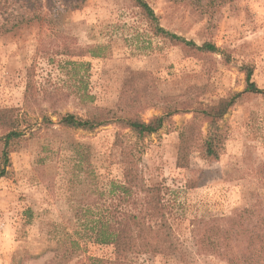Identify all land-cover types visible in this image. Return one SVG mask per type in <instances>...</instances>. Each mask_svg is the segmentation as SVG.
<instances>
[{"label": "rangeland", "instance_id": "obj_1", "mask_svg": "<svg viewBox=\"0 0 264 264\" xmlns=\"http://www.w3.org/2000/svg\"><path fill=\"white\" fill-rule=\"evenodd\" d=\"M146 1L162 27L220 51L189 50L157 37L132 0H0V109L19 110L23 132L0 179V264H60L66 252L61 243L70 240L80 249L64 264L114 257L113 246L95 244L82 225L93 202L102 207L109 184L123 181L115 142L124 131L115 125L92 133L68 130L59 118L85 117L95 107L117 111L134 72L150 73L157 87L158 99L140 111L142 120L162 116L170 106L178 110L143 141L142 165L151 184L174 191L172 223L185 242V264H226L196 246L201 222L245 208L264 216V95L243 94L224 117L227 141L219 159L202 155L207 124L195 113L200 104L244 92L249 72L264 90V0H232L209 14L186 3ZM95 48L98 57L90 53ZM29 82L34 90L27 104ZM84 90L93 102L82 98ZM191 122L190 167L180 169V132ZM2 153L0 142V165ZM179 257L131 258L184 264Z\"/></svg>", "mask_w": 264, "mask_h": 264}, {"label": "trees", "instance_id": "obj_2", "mask_svg": "<svg viewBox=\"0 0 264 264\" xmlns=\"http://www.w3.org/2000/svg\"><path fill=\"white\" fill-rule=\"evenodd\" d=\"M170 1L176 4L186 3L197 12L209 14L232 0ZM132 2L141 10L157 37H162L173 45H183L189 50L212 54L220 51L212 43L198 46L162 27L146 0ZM90 53L98 57L96 48L90 50ZM149 76L148 72H134L125 80L117 111L95 107L85 117L66 114L59 118V125L68 130L92 133L102 127L115 125L126 132L117 133L115 142L121 149L123 181L109 184L100 196L103 199L102 207L97 208L99 202H93L94 209L85 210L86 220L82 225L86 235L95 244L113 246L115 254L112 259L89 258V264H139L131 258L135 255H179L181 263L189 261L184 253L185 242L176 233L172 223L176 205L172 198L174 191L162 183L151 184L145 175L146 168L142 165L143 141L158 134L178 111L170 106L164 115L154 117L148 122L142 120L140 111L155 105L158 99L157 87L150 81ZM251 77L249 72L244 92L229 93L210 105L200 104L196 108L195 113L202 115L207 124V133L202 144V155L205 158L219 159L227 141L222 122L243 94L264 95V90L258 88ZM33 90V84L29 82L25 95L27 104L33 96ZM82 98L90 102L94 100L85 90ZM19 112L17 109H0V130L3 133L0 136V142L3 143L0 179L7 175L12 165L10 153L14 150L13 145L23 138ZM194 137L195 123L191 122L180 132L177 157V167L180 169L190 167ZM187 187L190 188L191 184ZM201 223L197 227V234L193 236L201 251L212 253L226 264H264V216L258 214L256 208L238 209L230 217ZM61 244L66 248L60 263L64 264L77 255L80 246L75 240Z\"/></svg>", "mask_w": 264, "mask_h": 264}]
</instances>
